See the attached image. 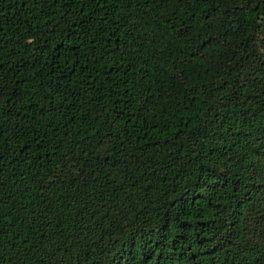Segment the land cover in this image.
I'll return each instance as SVG.
<instances>
[{
	"label": "trees",
	"instance_id": "obj_1",
	"mask_svg": "<svg viewBox=\"0 0 264 264\" xmlns=\"http://www.w3.org/2000/svg\"><path fill=\"white\" fill-rule=\"evenodd\" d=\"M0 264H264V0H0Z\"/></svg>",
	"mask_w": 264,
	"mask_h": 264
}]
</instances>
